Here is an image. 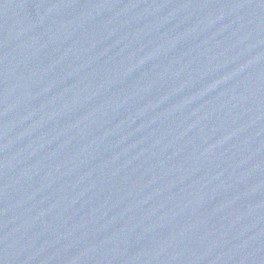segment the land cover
Instances as JSON below:
<instances>
[{
	"label": "water",
	"instance_id": "1",
	"mask_svg": "<svg viewBox=\"0 0 264 264\" xmlns=\"http://www.w3.org/2000/svg\"><path fill=\"white\" fill-rule=\"evenodd\" d=\"M0 264H242L94 0H0Z\"/></svg>",
	"mask_w": 264,
	"mask_h": 264
}]
</instances>
